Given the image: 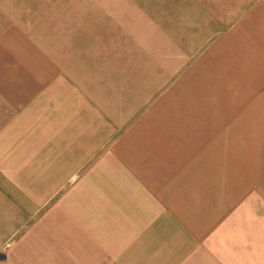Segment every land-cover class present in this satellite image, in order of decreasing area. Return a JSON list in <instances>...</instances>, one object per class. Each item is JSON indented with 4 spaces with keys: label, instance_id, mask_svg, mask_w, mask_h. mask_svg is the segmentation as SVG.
Here are the masks:
<instances>
[{
    "label": "crops",
    "instance_id": "crops-1",
    "mask_svg": "<svg viewBox=\"0 0 264 264\" xmlns=\"http://www.w3.org/2000/svg\"><path fill=\"white\" fill-rule=\"evenodd\" d=\"M0 264H264V0H0Z\"/></svg>",
    "mask_w": 264,
    "mask_h": 264
}]
</instances>
